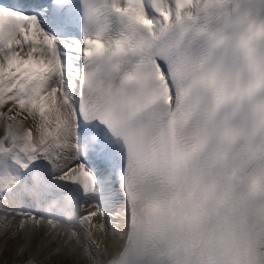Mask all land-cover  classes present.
<instances>
[{"label": "snow or ice", "instance_id": "obj_1", "mask_svg": "<svg viewBox=\"0 0 264 264\" xmlns=\"http://www.w3.org/2000/svg\"><path fill=\"white\" fill-rule=\"evenodd\" d=\"M108 13L125 23L127 35L105 39ZM194 41L203 42L198 55ZM60 96L75 114L70 142L41 141L25 154L0 136V172L11 173L0 181L15 179L0 199L15 196L29 210L36 201L60 207L78 179L64 173L79 165L95 179L99 197L123 201L122 177L131 166L123 135L146 144L141 162L164 157L160 174L149 175L154 184L179 174L187 186L216 174L209 187L221 197L217 214H208L189 188L193 214L177 223H196L205 233L227 227L243 212L227 206L223 191L229 156L233 178L254 163L264 178V0L0 3V97L48 123Z\"/></svg>", "mask_w": 264, "mask_h": 264}, {"label": "bare ground", "instance_id": "obj_2", "mask_svg": "<svg viewBox=\"0 0 264 264\" xmlns=\"http://www.w3.org/2000/svg\"><path fill=\"white\" fill-rule=\"evenodd\" d=\"M64 112L62 110L60 114ZM33 114L35 116V111ZM46 115L54 117L56 114L50 109ZM44 123L43 120L37 121L38 126ZM58 142L65 146L69 143L58 137L50 141L51 144ZM7 173L0 172V177ZM14 183V178L0 181V195ZM11 197L8 195L0 199V206H4L5 201ZM98 215L105 225L100 233L94 231V221L90 229L82 223L74 229H67L41 216L20 214L8 217L5 221L8 215L0 211V264H104L121 243L124 220L117 221Z\"/></svg>", "mask_w": 264, "mask_h": 264}]
</instances>
